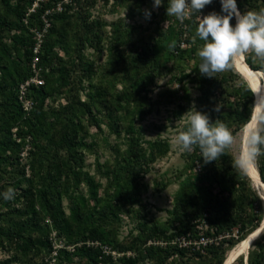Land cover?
Returning <instances> with one entry per match:
<instances>
[{
  "label": "trees",
  "instance_id": "1",
  "mask_svg": "<svg viewBox=\"0 0 264 264\" xmlns=\"http://www.w3.org/2000/svg\"><path fill=\"white\" fill-rule=\"evenodd\" d=\"M35 1L0 0V252L11 254L0 264H40L54 252V233L66 243L56 264H71L76 258H84L85 264H116L100 246L89 244L98 242L123 253L122 264L145 259L153 264H224L264 220V200L238 166L232 144L209 163L198 146L185 151L186 164L176 176L182 182L164 225L146 221L147 204L142 200L149 189L145 177L172 145L168 139L147 140L141 123L161 105L177 104L175 115L181 116L186 112L183 101H191L189 92L180 97L172 89L161 91L153 101L150 88L160 71L176 72L170 84L183 89L192 84L199 92L194 110L212 123H224L233 138L252 120L255 93L235 63L212 78L199 72L197 52L204 41L196 36L197 18L212 12L223 15L220 0L183 20L186 38L180 37L179 20L167 15L169 0H164L160 15L152 0H115V13L128 9L132 18L149 21L142 29L125 27L122 20L110 25L91 19L93 6L110 0H72L63 12L50 16L51 27L38 54L35 30H43L46 10L64 0H45L29 14ZM236 5L242 14L264 12V0H236ZM146 11L150 19L145 18ZM231 23L235 26V17ZM91 49L94 53L88 55ZM104 51L108 60L100 64ZM36 58L44 84L32 86L29 97L35 106L27 115L19 87L33 77ZM245 60L252 69L264 71V59L254 53L245 54ZM104 124L123 139L125 148L112 147L114 161L97 162V177L87 170L86 152L98 146ZM187 128L188 121L182 131ZM27 142L30 161L24 163L21 155ZM256 164L264 181V146ZM103 178L108 182L105 195ZM9 188L15 190L14 198L6 200L3 194ZM134 206L141 208L138 216L144 221L137 227L144 235L138 239L142 243L121 241L112 230L122 226V211ZM201 224L214 229L206 231L207 236L235 229L240 236L210 245L204 253L175 242L198 239ZM150 239L156 243L143 250L141 245ZM128 252L137 257H128ZM233 264H264V235L253 243L247 259L242 255Z\"/></svg>",
  "mask_w": 264,
  "mask_h": 264
},
{
  "label": "rangeland",
  "instance_id": "2",
  "mask_svg": "<svg viewBox=\"0 0 264 264\" xmlns=\"http://www.w3.org/2000/svg\"><path fill=\"white\" fill-rule=\"evenodd\" d=\"M114 2L115 0H110L108 4H105L103 1H98L96 5L93 6V8L91 9V16H92L91 19L95 20V19L101 18L107 21L108 23H110V25L113 22L122 20L125 27L131 26L134 28L138 27L139 29L146 28L149 25V21L141 18L140 16H135V18H132L128 9H123L119 13H115L113 11ZM164 3H165L164 0H162L161 6L158 8H154V0H152V7L154 8V11L158 15L161 14ZM197 21L199 22V17L197 18ZM182 23L183 21L179 20L180 25L178 29L180 31V37L186 38L188 34H185L187 33V31L185 30V27L182 25ZM169 24H170V21L166 20L163 23V26L167 27ZM111 29H112L111 26H109L108 30L111 31ZM183 47H186V45H184ZM60 53L62 56L64 55L62 51H60ZM93 53H94V50L92 49L87 51L88 55H93ZM244 59H245V56H244ZM107 60H108V52L104 51L100 64L106 62ZM236 70L239 72L237 67H236ZM255 72H260L262 74L261 80L264 85V71L261 70V71H255ZM174 74H176V72L170 73L169 70L160 71V75H157V78H156V82H155L156 84H154L150 88L153 91L151 97L153 98V101H157L159 93L167 89L178 91L180 97H184V95H186L189 92L191 94V101H183V105L186 107V112H184L181 116H176L175 111L178 110L177 104L161 105V106L156 107L154 111L141 123L145 129V138L147 140H155V139H160V138L168 139L172 145L171 150L167 154V156H165L163 159L158 160L155 164H153L151 172L144 179V182L149 185V189L143 195L142 200L145 204H147V206L144 208L145 211L143 213L147 217L146 221L148 222L149 220L150 224H152L153 221H155V222H158L159 225H164L168 221V218H169V214L167 211L172 210L174 208L175 195L177 191L179 190L180 184L182 182V180L181 181L176 180V176L178 175V172L182 170L186 164L185 151L181 150L174 141H175V138L178 136V134L182 131V128L185 125V123L188 121L189 116L191 115V110H194V106L196 102L195 99L196 97L199 96V92L196 90V88L192 84H188L185 87V89H183L182 86L178 84H173V83L170 84V81L172 80ZM119 90H121V87L119 88ZM105 122L108 123V120L106 118H105ZM103 129H104V133L101 135H98L97 137L98 146L93 151L86 152V162L88 165L87 170L91 174L96 175L97 177H98L96 173L97 162L104 163L108 160L114 161L115 152L113 150L114 148L112 147L117 148V146H120L122 149L125 148L123 145H121L123 143V139L122 138L120 139L118 138L117 135L113 134V132H111L107 124L103 125ZM244 131L245 129L241 131L240 133H238L233 138L232 151L238 159L240 157V153L244 145V133H245ZM92 132L97 133V130L94 128ZM105 138L107 139V142L104 140ZM28 143L29 142H27L24 145L25 149L31 148L30 143L29 145H27ZM22 160L24 163L29 162L30 157L27 156L23 158ZM254 165L256 169L258 170L256 159H255ZM101 180L103 181V184H104V188L101 192L105 195L108 182L105 178ZM254 188L257 191V193L262 197L259 190L255 186ZM112 192H113V189L111 190V193ZM263 196H264V192H263ZM67 204L68 202L65 201L66 207H67ZM138 208L139 206H134L131 208L126 207L122 211V221H123L122 226L117 229L115 227H112V230L118 233L121 241H125L127 239H134L136 241L139 239V237L144 236L143 234L139 232V230H137L138 225L140 223H144V221L140 219L138 216V211L141 209L139 208V210H137ZM201 228L205 231H208V230L212 231L211 233H213L214 231V229L210 230V227L208 224H203V225L201 224L200 230H202ZM262 235H264V230L259 237H261ZM205 236L207 237V235ZM239 236L240 234H239L238 229H235L232 233L226 232L216 237L217 239L219 237L218 244H220L225 240L238 239ZM52 239L55 241L54 252L52 253V255L45 257V259L42 260L40 264H56V258L60 254L59 249L63 248L66 245L64 241L56 238L55 233L52 235ZM138 243H142V240H138ZM89 244L100 246L101 249L104 251V254H106L107 256H111L114 259V262L116 264H122V263H119V258L124 254L119 252V250H116L115 248H110L109 246H106V245H102L99 242L95 244L93 243H89ZM152 244H154V240L150 239L145 244H142L141 248H143L144 250L148 248L149 246H151ZM218 244H215V245H218ZM82 245H83L82 243L78 244V246H82ZM69 249H71V251L73 252L75 251L73 247H69ZM127 255L128 257H133V258L137 257L135 252H128ZM8 257H11L10 253L4 252V251L0 252V260L4 258H8ZM85 263H86V260L84 258H80V259L76 258L74 261H72L71 264H85ZM137 264H153V263L151 262V260L145 259L143 262H140V263L138 262Z\"/></svg>",
  "mask_w": 264,
  "mask_h": 264
},
{
  "label": "clouds",
  "instance_id": "3",
  "mask_svg": "<svg viewBox=\"0 0 264 264\" xmlns=\"http://www.w3.org/2000/svg\"><path fill=\"white\" fill-rule=\"evenodd\" d=\"M213 0H169L167 15L183 21L192 11H201ZM162 0H154V8L161 6ZM223 15L212 12L199 17L196 36L204 41L197 55L201 59L199 72L209 78L214 73L230 69L234 63L247 53L264 59V12L249 11L241 14L236 0H220ZM150 12L145 18L150 19ZM236 18L235 26L231 21ZM219 106L216 111H219ZM255 123L251 128L245 126L246 141L242 147L238 166L246 170L247 164H253L264 146V99L256 101L252 113ZM183 151H192L198 146L205 163L216 161L224 150L233 143L232 133L219 121L210 122L207 115L191 110L187 131H181L174 141ZM15 190L9 188L3 194L4 199L14 198Z\"/></svg>",
  "mask_w": 264,
  "mask_h": 264
},
{
  "label": "built area",
  "instance_id": "4",
  "mask_svg": "<svg viewBox=\"0 0 264 264\" xmlns=\"http://www.w3.org/2000/svg\"><path fill=\"white\" fill-rule=\"evenodd\" d=\"M45 0H36L33 4V7L29 10L30 13H34L38 8L39 4ZM72 4V0H64L63 2H59L56 4L52 9H47L46 12L42 16L43 20V30H35V39H36V45L34 48L35 54L39 53V50L41 49L44 36L48 32V30L51 27V22H50V16L53 15L54 13H61L64 11L66 5ZM190 16V15H189ZM37 62L38 58L35 59L34 64H33V71L34 75L32 78L27 80L26 82L22 83L19 87V94H20V102L23 104L25 112L30 114L33 109H34V102L33 100L29 97L31 88L33 85L35 86H41L44 84V80L41 77L40 70L37 68ZM17 130L15 129L14 132ZM28 150L29 148L22 153V159L28 156ZM202 229V228H201ZM205 230H201L199 234V238L192 241L191 239L188 238H178L176 239V243L180 244L182 247H191L193 250H202L204 253V249H206L210 245L218 244L219 243V237H211V236H205ZM203 233V234H202ZM156 243V242H154ZM160 244L164 245L165 243L159 242Z\"/></svg>",
  "mask_w": 264,
  "mask_h": 264
},
{
  "label": "bare ground",
  "instance_id": "5",
  "mask_svg": "<svg viewBox=\"0 0 264 264\" xmlns=\"http://www.w3.org/2000/svg\"><path fill=\"white\" fill-rule=\"evenodd\" d=\"M236 67L238 68L240 74L244 77V79L249 83L250 87L254 89L257 97V101L260 99H264V85L262 83V74L260 72H255L251 70L244 59V56L238 59L235 62ZM252 122L255 123V119H252ZM248 128L252 127V124H247ZM244 143L246 141V130L244 131ZM245 170V169H244ZM247 175L251 178L253 185L259 190L260 194L263 196L264 192V184L260 179L258 170L256 169L254 163L247 164V168L245 170ZM259 229V228H258ZM256 229L251 235H249L245 240L240 242L228 255L224 264H231L232 262L236 261L240 256L247 255L248 251L250 250V245L254 242L260 235V229Z\"/></svg>",
  "mask_w": 264,
  "mask_h": 264
},
{
  "label": "water",
  "instance_id": "6",
  "mask_svg": "<svg viewBox=\"0 0 264 264\" xmlns=\"http://www.w3.org/2000/svg\"><path fill=\"white\" fill-rule=\"evenodd\" d=\"M238 11L240 12V10L238 9ZM241 13V12H240ZM242 14V13H241ZM250 68H252L251 66H249ZM251 88H252V86H251ZM252 90L254 91V89L252 88ZM254 93H255V91H254ZM257 101V97H256V93H255V102ZM254 117L252 116V119H253ZM263 181V180H262ZM263 183H264V181H263ZM259 229H260V231L262 232L263 230H264V220L262 221V223H261V225H260V227H259ZM258 229V230H259ZM258 239V238H257ZM256 239V240H257ZM255 240V241H256ZM254 241V242H255ZM254 242H252V244L250 245V247L253 245V243ZM248 253H249V251H248ZM248 258V254L246 255V259ZM235 262V261H234ZM234 262H232L231 264H233Z\"/></svg>",
  "mask_w": 264,
  "mask_h": 264
}]
</instances>
